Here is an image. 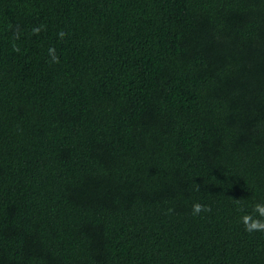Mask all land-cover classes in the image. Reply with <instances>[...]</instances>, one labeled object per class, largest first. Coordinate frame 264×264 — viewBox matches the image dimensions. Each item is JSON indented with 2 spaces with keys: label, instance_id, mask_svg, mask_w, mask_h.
I'll list each match as a JSON object with an SVG mask.
<instances>
[{
  "label": "trees",
  "instance_id": "obj_1",
  "mask_svg": "<svg viewBox=\"0 0 264 264\" xmlns=\"http://www.w3.org/2000/svg\"><path fill=\"white\" fill-rule=\"evenodd\" d=\"M261 201L264 0H0V264H264Z\"/></svg>",
  "mask_w": 264,
  "mask_h": 264
},
{
  "label": "clouds",
  "instance_id": "obj_2",
  "mask_svg": "<svg viewBox=\"0 0 264 264\" xmlns=\"http://www.w3.org/2000/svg\"><path fill=\"white\" fill-rule=\"evenodd\" d=\"M65 33L61 32L60 36L63 37ZM193 214H200L204 211H210L211 209L205 205H202L199 202H196L192 205ZM241 222L244 225V228L248 232H264V201L257 202L252 207L251 212L245 213L241 217Z\"/></svg>",
  "mask_w": 264,
  "mask_h": 264
}]
</instances>
